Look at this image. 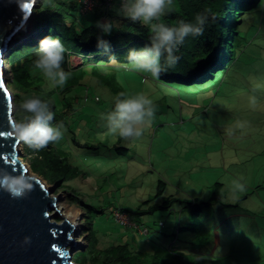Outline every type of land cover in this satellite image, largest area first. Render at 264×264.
Wrapping results in <instances>:
<instances>
[{
    "label": "rangeland",
    "instance_id": "rangeland-1",
    "mask_svg": "<svg viewBox=\"0 0 264 264\" xmlns=\"http://www.w3.org/2000/svg\"><path fill=\"white\" fill-rule=\"evenodd\" d=\"M157 1L166 10L169 1ZM85 2L86 8H91L89 0ZM115 3L112 1L111 6ZM48 4L49 0L43 9ZM118 8L119 15L127 13ZM35 9L39 10L37 5ZM156 10L140 8L144 19ZM165 10L160 9V23L164 22ZM259 11L257 16L250 15L234 63L225 75L221 70L212 74L215 80L221 78L219 81L211 79L194 85L165 81L155 59L142 53L122 64L114 62L115 66L104 67L103 73L110 75L123 92H112L89 78L72 91L70 95L76 96L77 103L84 104L80 116L85 115V123L76 122L74 132L80 137L90 133L93 143L96 139V143L104 146L99 150L75 147L67 127H60L54 146L64 152L68 163L79 168L82 175L62 182L60 190L58 184H48L38 176L50 190L56 188L50 196L60 198L56 208L61 216L53 221L61 223L68 211L79 212L78 230L72 234L76 247L67 249L72 255L87 243L83 236L85 223L97 235L101 249L129 245L135 251L145 248L148 251V240L172 234L182 226L178 220L186 216L183 206L177 202L164 203L157 191L159 182L164 183L162 188L167 195L184 202L192 201L199 192L204 194L206 190L208 194L209 187L217 181L225 184L230 195L235 190L264 186V0ZM79 63L77 57L71 58L72 66ZM51 68L47 64L44 70L49 72ZM5 74L9 79L6 65ZM105 121L109 128L104 132ZM130 123L134 131L117 144L115 132ZM115 143L128 148V152L111 151ZM18 151L19 160L33 175L29 162L22 157V145ZM67 187L75 195L67 192ZM256 194L242 199L230 195L221 198L222 204H236L226 211L233 223L254 241L250 246L242 245L238 252H228L230 238L226 236L232 231L220 228V244L214 238L215 247L222 254L228 252L218 256L223 259L221 264H264V189ZM76 197L86 204H74ZM247 212H254L259 220L249 218ZM227 219L226 216L219 224L230 222ZM170 221L173 223L169 224ZM203 239L193 237L192 243L196 245Z\"/></svg>",
    "mask_w": 264,
    "mask_h": 264
},
{
    "label": "trees",
    "instance_id": "trees-1",
    "mask_svg": "<svg viewBox=\"0 0 264 264\" xmlns=\"http://www.w3.org/2000/svg\"><path fill=\"white\" fill-rule=\"evenodd\" d=\"M47 1L38 0L39 10L34 9L31 21L12 41L4 55V62L10 73L7 86L14 97V118L24 150L22 157L29 162L35 175L48 184H58L57 190H60L62 182H69L82 174L79 168L68 163L64 152L54 146L57 130L67 127V134L72 139L69 138V141L75 147L99 150L104 146L96 143V139L93 143L90 133L80 137L74 132L76 122L79 125L85 123V115L80 116L84 104L77 103L76 96L70 94L82 85L85 78L106 85L112 92H123L110 75L103 73L104 67L115 66L114 62L119 65L146 53L155 59L165 81H180L186 85L202 84L211 79L219 81L221 78L215 76V80L212 74L221 70V74L225 75L234 63L250 15L261 13L259 6L262 0H168L166 10L157 0L154 3L149 0H123L124 4L122 0H112L116 2L113 6L111 0H98V4L97 0H91V10L85 7V0L78 3L49 0L48 6L43 9ZM102 5L106 7L99 10ZM118 6L127 13L119 15ZM140 8L157 10L144 19ZM161 8L165 10L163 23L159 19ZM109 14L118 15L119 19ZM72 57L80 60L77 66L71 65ZM47 64L53 67L49 72L44 70ZM71 119L75 122L71 123ZM103 128L104 132L108 130V122L105 121ZM133 131L131 123L125 128L119 127L115 132V142L120 144ZM117 144L111 151L117 154L128 152V148ZM162 186L164 183L159 182L157 191L164 203L177 202L183 206L181 208L186 216L178 220L182 226L173 230L172 234L148 240V251L146 248L135 251L129 245L101 249L97 235L85 223L86 234L83 233V236L87 243L75 253L76 256L73 255L72 260L75 256L77 261L73 262L221 264L223 259L218 256L231 250L238 252L242 245L250 246L254 242L233 223L226 211L236 204L220 202L223 195H230L224 183L217 181L209 187L208 194L206 190L204 194L199 192L191 198L192 201L189 199L186 202L167 195ZM65 189L75 195L72 188ZM263 189L264 186L255 185L235 190L230 196L238 199L254 197ZM76 199L74 204L77 206L86 204ZM120 208V212L123 211V207ZM157 208L160 209V204ZM247 213L249 218L259 220L254 212ZM226 216L230 222L219 224ZM219 226L232 231L226 236L230 240L228 252L224 254L215 247L214 238H220ZM193 237L204 239L193 245ZM199 244L204 247H198Z\"/></svg>",
    "mask_w": 264,
    "mask_h": 264
},
{
    "label": "water",
    "instance_id": "water-1",
    "mask_svg": "<svg viewBox=\"0 0 264 264\" xmlns=\"http://www.w3.org/2000/svg\"><path fill=\"white\" fill-rule=\"evenodd\" d=\"M36 5L37 0H0V264H74L67 250L76 245L74 224L53 221L61 216L60 198L49 197L56 188L27 175L19 160L14 97L5 74L4 55Z\"/></svg>",
    "mask_w": 264,
    "mask_h": 264
},
{
    "label": "bare ground",
    "instance_id": "bare-ground-1",
    "mask_svg": "<svg viewBox=\"0 0 264 264\" xmlns=\"http://www.w3.org/2000/svg\"><path fill=\"white\" fill-rule=\"evenodd\" d=\"M28 169V168H27ZM27 175H29V176H31V174L27 171ZM42 180V179H41ZM43 183H44V181H43ZM48 186V185H47ZM50 198H53L54 197V195H52V196H49ZM78 214H79V212H75V213H73L72 211L71 212H67V213H65V214H63V218H66V219H68L72 224H74V234H75V232L78 230L77 228H78V222H76V221H78L79 220V216H78ZM76 247V246H75Z\"/></svg>",
    "mask_w": 264,
    "mask_h": 264
},
{
    "label": "clouds",
    "instance_id": "clouds-1",
    "mask_svg": "<svg viewBox=\"0 0 264 264\" xmlns=\"http://www.w3.org/2000/svg\"><path fill=\"white\" fill-rule=\"evenodd\" d=\"M123 1V0H122ZM124 2V1H123ZM92 3V2H91ZM93 8V6L91 7V8H89V10H91ZM6 65V64H5ZM15 119V118H14ZM16 122V121H15ZM18 132H19V128H18ZM19 133H17V136H18V138L20 139V137H19V135H18ZM22 144H21V139H20V146H21ZM34 174V173H33ZM35 175V174H34ZM37 176V175H36ZM38 177V176H37ZM44 180V179H43ZM45 181V180H44ZM46 184V183H45ZM47 186V185H46ZM56 186V185H55ZM48 187V186H47ZM58 188V187H57ZM56 192V191H55ZM54 192V193H55ZM55 196V195H54ZM54 212V210H52L51 212H49V214H52ZM230 216V215H229ZM231 217V216H230ZM71 223V222H70ZM220 227V226H219ZM220 228H222V227H220ZM73 232H74V229H73ZM73 234V233H72ZM72 236V235H71ZM216 238H218V236H216ZM218 242H219V240H218ZM68 248V247H67ZM71 249H73V247H71ZM70 252V251H69ZM72 253L73 252H70V254H71V257H73V255H72ZM75 264V263H74Z\"/></svg>",
    "mask_w": 264,
    "mask_h": 264
},
{
    "label": "built area",
    "instance_id": "built-area-1",
    "mask_svg": "<svg viewBox=\"0 0 264 264\" xmlns=\"http://www.w3.org/2000/svg\"><path fill=\"white\" fill-rule=\"evenodd\" d=\"M85 2V1H84ZM89 2L91 3V0H89ZM85 5H86V2H85ZM86 7V6H85ZM91 7H92V3H91ZM89 9V8H88Z\"/></svg>",
    "mask_w": 264,
    "mask_h": 264
}]
</instances>
